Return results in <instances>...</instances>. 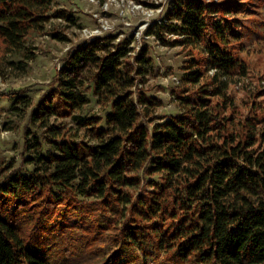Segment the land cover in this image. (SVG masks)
<instances>
[{
	"label": "trees",
	"instance_id": "obj_1",
	"mask_svg": "<svg viewBox=\"0 0 264 264\" xmlns=\"http://www.w3.org/2000/svg\"><path fill=\"white\" fill-rule=\"evenodd\" d=\"M240 4L174 0L168 23L155 24L158 35L169 26L178 36L172 43L199 50L187 82L196 85L213 73L209 82L176 93L179 114L154 123L145 118L155 102L133 95L137 77L143 80L151 65L147 48L130 61V41L113 45L105 37L70 52L31 114L32 123L46 129L32 142L26 139L32 168L8 172L0 161V264H64L58 240L77 243L66 226L100 235L116 215L125 222L112 260L131 264L144 253L157 262L172 252L169 264H264V117L237 128L226 112L233 105L231 85L248 74L231 48L243 37L229 18ZM53 5L0 0L5 53L22 51L30 32L44 30L53 16L75 21L71 13L53 12ZM8 63L26 69L22 60ZM89 67L88 88L102 116L76 112L90 102L81 78ZM25 97L17 96L16 104ZM52 117L72 118L90 138L69 137L66 127L49 123ZM90 213L98 217L96 225L88 221Z\"/></svg>",
	"mask_w": 264,
	"mask_h": 264
},
{
	"label": "rangeland",
	"instance_id": "obj_2",
	"mask_svg": "<svg viewBox=\"0 0 264 264\" xmlns=\"http://www.w3.org/2000/svg\"><path fill=\"white\" fill-rule=\"evenodd\" d=\"M205 1L219 5L241 2L238 9L240 11L229 18L237 21V30L242 31L243 37L232 42L231 48L248 65V74L231 85L228 93L233 105L226 111L235 117L234 124L239 128L238 125L248 119L264 117V0ZM173 2L174 0H54L52 11L71 13L75 21L53 16L44 30L31 31L25 48L16 53H5L0 42V161L3 166H9L8 172L32 168V165H26V139L29 138L32 142L34 134L45 135L46 129L39 122L32 123L31 114L46 91L55 85L59 70L70 52L96 38L107 37L108 42L113 45L130 41L129 47L132 50L127 58L130 61H135L141 50L147 48L151 65L144 73L143 80L137 77V84L133 87L135 98L138 94H143L155 102L154 105H149L150 113L146 120L152 119L154 123L163 117L180 113V101L176 93L209 82L213 71L206 73L196 85L187 82L186 71L192 64L193 56L201 57L199 50L193 46L172 43L178 36L169 26L162 28L160 35L155 32L156 23H168V12ZM149 29L152 33H148ZM54 32H60L65 38L54 37ZM166 40L170 43H166ZM9 60H22L26 69L10 66ZM92 70L89 67L81 75L87 81L82 91L90 97V102L76 112L86 116H102L104 109L96 101L92 89L88 88V76ZM20 95L26 97L16 104V97ZM23 102L29 106L25 107ZM15 104L26 110L13 108ZM49 123L66 127L69 137L75 135L90 138L85 129H80L72 118L52 117ZM259 128L263 129L264 123ZM140 189L132 191L138 194ZM43 206L40 205L39 210ZM72 219L74 224L76 217ZM88 219L90 223L97 224L96 215L90 213ZM116 219L110 229L100 235L95 234L92 229L83 230L76 224L66 226V231L74 236L77 243L69 246L67 240L66 243L62 242L66 236L58 240L57 250L60 252L59 256L63 257V263L130 264L125 263L122 257L112 260L119 248L117 239L125 222L119 215H116ZM24 229L30 234L29 226ZM170 254L172 252L169 255L164 253L154 262L142 253L141 258L131 264H169Z\"/></svg>",
	"mask_w": 264,
	"mask_h": 264
}]
</instances>
